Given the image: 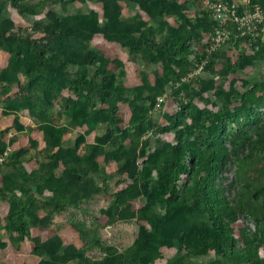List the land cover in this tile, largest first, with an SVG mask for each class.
I'll list each match as a JSON object with an SVG mask.
<instances>
[{
    "label": "rangeland",
    "instance_id": "obj_1",
    "mask_svg": "<svg viewBox=\"0 0 264 264\" xmlns=\"http://www.w3.org/2000/svg\"><path fill=\"white\" fill-rule=\"evenodd\" d=\"M205 1L0 0V264H264V41L194 73Z\"/></svg>",
    "mask_w": 264,
    "mask_h": 264
},
{
    "label": "built area",
    "instance_id": "obj_2",
    "mask_svg": "<svg viewBox=\"0 0 264 264\" xmlns=\"http://www.w3.org/2000/svg\"><path fill=\"white\" fill-rule=\"evenodd\" d=\"M205 3L214 26L205 54L197 63L194 73L204 69L209 57L228 40L233 29L254 41H264V8L260 4L250 3L249 0H206ZM7 154V150L0 154V163Z\"/></svg>",
    "mask_w": 264,
    "mask_h": 264
},
{
    "label": "trees",
    "instance_id": "obj_3",
    "mask_svg": "<svg viewBox=\"0 0 264 264\" xmlns=\"http://www.w3.org/2000/svg\"><path fill=\"white\" fill-rule=\"evenodd\" d=\"M258 4H260L264 8V3H260L259 2ZM213 26H214V21H213ZM213 26H212V28H213ZM245 37L249 38L247 36H245ZM209 40H210V36H209V38H208V40H207V42L205 44L206 46L208 45ZM155 47H156L155 43L149 44V48L150 49L155 48ZM216 52L217 51L213 52V54L215 55ZM104 80H105V82H108L107 78H105ZM28 95L29 94H28L27 90L25 88H23V87H19L14 92V96H16V97H21V96H26L27 97ZM113 112L115 113L116 109H113ZM147 123L154 130H161L162 129L160 126H158L157 124H154L150 120H148ZM177 147H179L178 151H180V152L183 151L182 150V148H183L182 146L178 145ZM73 157L74 158H79V156L77 154H74ZM188 158L190 160L192 159L191 156H188ZM2 163H0V165ZM193 191H194V193L197 196L196 198L200 202H204L205 205L209 204V198L212 197V196L210 194L208 186H206L205 184L195 183L194 186H193ZM173 218H174V215L167 216V217H165L163 219V222H162V227H163V229L165 231V235L162 237V241L164 243H167V244L171 243L172 239H174L177 236V233H178V225L173 221ZM204 244L206 245V242H204ZM101 263L102 264H147V258L146 257H142V258H139V259H135V258H131V257L127 256L124 253H120L119 252V253H111V254H108V255L104 256L102 258V260H101Z\"/></svg>",
    "mask_w": 264,
    "mask_h": 264
}]
</instances>
